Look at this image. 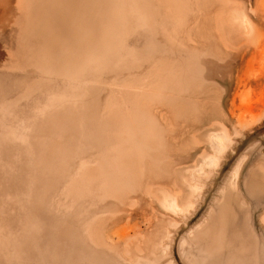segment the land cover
I'll list each match as a JSON object with an SVG mask.
<instances>
[{
    "label": "rangeland",
    "instance_id": "374dc122",
    "mask_svg": "<svg viewBox=\"0 0 264 264\" xmlns=\"http://www.w3.org/2000/svg\"><path fill=\"white\" fill-rule=\"evenodd\" d=\"M0 264H264V0H0Z\"/></svg>",
    "mask_w": 264,
    "mask_h": 264
},
{
    "label": "bare ground",
    "instance_id": "6f19581e",
    "mask_svg": "<svg viewBox=\"0 0 264 264\" xmlns=\"http://www.w3.org/2000/svg\"><path fill=\"white\" fill-rule=\"evenodd\" d=\"M249 22V21H248ZM244 24V23H243ZM249 27V26H248ZM251 28V27H250ZM249 31V30H248ZM216 135V138L215 139H213V143H214V146H216V147H220V146H224V144L222 143V140H224V135L223 134H221V133H217V134H215ZM213 136H214V134H213ZM225 141V140H224ZM224 148V147H223ZM220 149V148H219ZM221 150H222V148H221ZM214 158V157H213ZM211 160V159H210ZM214 160H216V158L214 159ZM213 161V160H212ZM217 161V160H216ZM213 163V162H212ZM238 170V169H237ZM237 174V173H236ZM235 174V175H236ZM166 198V197H165ZM166 202H164V203H166L167 204V206H169L170 208H173V209H175L176 207H178V204H177V200H176V198H174V197H171V195H169V197H168V195H167V199L165 200Z\"/></svg>",
    "mask_w": 264,
    "mask_h": 264
}]
</instances>
